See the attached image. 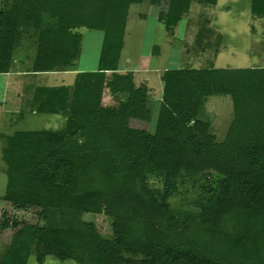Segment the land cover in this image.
Masks as SVG:
<instances>
[{
    "label": "trees",
    "instance_id": "obj_1",
    "mask_svg": "<svg viewBox=\"0 0 264 264\" xmlns=\"http://www.w3.org/2000/svg\"><path fill=\"white\" fill-rule=\"evenodd\" d=\"M68 1L44 0L33 31L23 28L22 0L0 7V74L10 71L25 36L35 48L29 72L74 70L82 36L63 29ZM84 1L92 17L125 18L131 5L144 1L163 6L158 20L170 31L193 2L217 3ZM250 12L264 26V0H250ZM125 80V93L114 91L115 77L105 71L78 73L71 86L35 90L31 112L60 115L65 122L57 131L22 130L5 138L3 200L38 209L42 224L18 228L0 264H28L30 257L38 264L47 257L76 264H264V120L245 151L232 147V159L242 160L236 165L221 161L224 143L204 116L209 97L264 96V69L164 71L153 132L133 125L145 122L133 116L136 104L149 100L148 89L130 90L129 77ZM106 89L113 106L102 104ZM151 179L159 186H151ZM188 192L193 197L185 205H172ZM100 207L111 220V238L82 219Z\"/></svg>",
    "mask_w": 264,
    "mask_h": 264
},
{
    "label": "rangeland",
    "instance_id": "obj_2",
    "mask_svg": "<svg viewBox=\"0 0 264 264\" xmlns=\"http://www.w3.org/2000/svg\"><path fill=\"white\" fill-rule=\"evenodd\" d=\"M33 1L22 0V7L27 17L32 15L30 8L36 7ZM71 1L76 2V0ZM10 2L11 0H0V7L6 6ZM69 4L71 6L70 1ZM163 8V6L150 5L148 1L131 5L128 15L125 16V24L121 26L120 30H116L114 27L113 32L110 26H106V29L89 26L98 21L89 18L87 1L82 2L78 9L73 13H68L67 17L72 25L71 29L83 36L81 55L76 63L77 69L85 71L101 69L102 52H108V50L118 52V57L115 58V67L130 78L135 76V82L138 84L142 83L146 77L150 82L158 84L157 75L163 73L165 69L187 67L246 69L251 27L253 24H263L261 19L252 16L250 0H217L216 5L193 2L189 12L174 27L173 33L167 32L158 20V13ZM38 10L39 13L44 11V0H39ZM107 17L117 16L107 15ZM123 19L121 22L125 20ZM112 33H115L114 37H111ZM107 34L108 36H106ZM104 66L102 64V67ZM40 82H43L41 77ZM113 88L118 93L129 91L126 85L119 84L117 81ZM11 103H16L15 97L8 93L5 95L3 77L0 76V260L18 228L25 224H42L38 209L22 210L3 200L7 179L4 174L5 165L1 159V151L5 145V138L22 130L57 131L63 128L65 122L60 115L57 117L32 113L28 102L26 103L24 100L19 105L17 104V108H14ZM102 104L103 106L115 104L111 91L108 89L103 92ZM146 106L143 105V108L136 109L133 116L134 119L145 122L137 121L138 123H136L134 120L133 125L153 132L157 106L153 112L152 106L149 108ZM241 113L236 108V117L239 120L242 118ZM204 116L211 121L215 137L220 142L216 129L219 128V134L223 133L232 120L233 108L230 100L219 96L209 97L205 105ZM241 135L242 133L236 134L235 140L232 141L229 138V141L223 144L220 157L223 163L232 162L238 165L242 162L241 159H232L231 157L233 146H240L244 151L249 146L246 143V137L243 138ZM65 144L66 150L70 152L69 141H66ZM149 183L151 186H159L153 179ZM186 194V197L182 194V196L172 199V205L176 206L181 203L185 205L193 197L190 192ZM82 219L93 223L100 236L112 237L111 220L105 216L103 207L97 211L84 212ZM14 224L17 225L16 228H12ZM261 235L264 237V217ZM28 264L38 263L35 257H30ZM42 264L76 263L47 257Z\"/></svg>",
    "mask_w": 264,
    "mask_h": 264
},
{
    "label": "crops",
    "instance_id": "obj_3",
    "mask_svg": "<svg viewBox=\"0 0 264 264\" xmlns=\"http://www.w3.org/2000/svg\"><path fill=\"white\" fill-rule=\"evenodd\" d=\"M34 4H36V7L30 8V13H32L31 17H27L23 7H22V13L24 16V24L23 28L25 30L33 31L39 27L40 21L43 17L44 11L39 13V0H34ZM82 0H76L70 1L71 6L69 4V1L66 6L65 10V20L63 23V29L64 30H71L72 25H70V22L68 21V13L75 12L78 9V6L81 5ZM70 9V10H69ZM69 10V12H68ZM89 18L96 19L98 22L93 23L92 25H89L91 27H99V28H105L106 26H110L114 32V27H116V30H120L121 26L125 24V21L121 22V19L123 18H116V17H107L105 16H98V17H92L89 16ZM99 19V20H98ZM96 22V21H95ZM164 26V25H163ZM166 29V28H165ZM168 32L173 33V31L167 30ZM79 33V32H77ZM81 34V33H79ZM111 37L115 36V33L110 34ZM82 36V34H81ZM108 36V34L106 35ZM83 36L81 39V45H82ZM250 50H248V65H246V69H264V26L263 24H253L251 27V41H250ZM82 50V46H81ZM80 50V55H81ZM35 55V48L33 41L29 39L27 36L24 37L20 45L17 47L16 51L14 52L13 59H12V66L8 73L0 74V76L3 77V83L5 88V95L12 94L13 97H15L16 103H11L14 108H17V104L19 105L22 100L29 102L32 97L34 96V92L38 87H59V86H71L78 73L82 72H97V71H105L106 75L109 78L115 77V83L116 81L120 84L125 79H127V75L125 73H122L115 67L116 61L115 58L118 57V52L116 53V50H108V52L103 51L100 59L101 69H95L92 71H85V70H79L77 69V66L75 65L73 71H64V72H47V73H36L33 74L29 72L30 66L32 63V60ZM103 56V59H102ZM105 57V60H104ZM80 58V56H79ZM78 58V60H79ZM77 60V61H78ZM198 61V60H197ZM77 63V62H76ZM102 64L105 66L102 67ZM190 68V67H187ZM195 69V68H194ZM201 69V68H196ZM215 69V68H214ZM216 69H230V68H216ZM240 69V68H239ZM243 69V68H241ZM245 69V68H244ZM165 69L164 71H166ZM163 71V72H164ZM163 73H158L157 75V81H159L158 84H154L150 82V80L146 77L142 83L138 84L135 82V76L133 78L129 77L130 79V87L135 88L139 86H146L148 89V95L149 100L144 103H138L136 104L137 109L143 108V105H147L146 107L149 108L152 106V112L154 108L160 103L162 98V89L163 84L161 81ZM40 77L43 79V82H40ZM70 79V80H68ZM133 79V80H132ZM31 80V82H29ZM127 81V80H125ZM37 82V83H36ZM134 84V85H133ZM30 89V90H29ZM30 91L28 94L27 91ZM106 91V90H105ZM27 93V95H26ZM158 93V95H156ZM229 99L232 108H233V117L231 122L229 123L226 130L219 134V128L216 129L218 140L225 144V142L230 140H235L236 134L242 133L241 136L243 138L246 137V143H249L250 141L256 140L260 135V130L262 127V122L264 120V96H259L255 98H249L246 100H234L230 98ZM19 102V103H17ZM142 105V106H141ZM236 108L242 112L241 114V120L236 117ZM240 108V109H239ZM50 116H59V115H50Z\"/></svg>",
    "mask_w": 264,
    "mask_h": 264
}]
</instances>
